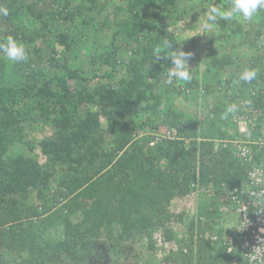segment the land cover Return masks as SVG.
I'll list each match as a JSON object with an SVG mask.
<instances>
[{
    "label": "trees",
    "instance_id": "1",
    "mask_svg": "<svg viewBox=\"0 0 264 264\" xmlns=\"http://www.w3.org/2000/svg\"><path fill=\"white\" fill-rule=\"evenodd\" d=\"M77 1L71 6V0H0V42L12 36L29 53L19 64L0 54V264H118L103 261L104 256L121 253L124 242L144 238L153 248L158 229L162 240L173 238L171 229L161 230L171 221L164 218L172 199L200 188L220 198L223 184L233 187L244 173L243 163L219 142L239 133H223L219 141L208 137L214 135L210 130L202 136L194 118L181 119L172 96L163 111L157 109L155 89L167 80L171 66L164 57L171 49L161 46L168 40L175 47L168 26L187 11V3L121 0L124 4H115L112 15L93 28L94 34L108 30L107 42L96 38L85 64L69 66L64 54L77 46L74 24L87 25L90 1L95 8L94 0ZM222 1L227 0H214ZM261 11L253 19L252 38L242 42L255 44L262 37ZM227 23L218 19L219 30ZM39 41L43 47H37ZM124 51L129 53L123 59ZM120 68L126 75L114 80ZM245 68L256 69V79L242 81L237 73L226 81L245 82L244 87L258 83L257 91L241 100L247 109L261 112L264 64L250 61ZM193 85L194 77L186 82ZM202 86L210 85L203 81ZM147 112L153 115L140 119ZM36 118L51 129L39 142L43 163L36 156L9 153L14 143L29 145L26 137ZM159 126L169 127L170 135H154ZM260 155H254L256 163ZM182 216L170 214L176 221ZM200 230L201 224L190 221L194 251L189 247L179 264H231L234 253L226 251L224 238L231 230L225 228L216 239L203 237Z\"/></svg>",
    "mask_w": 264,
    "mask_h": 264
},
{
    "label": "rangeland",
    "instance_id": "2",
    "mask_svg": "<svg viewBox=\"0 0 264 264\" xmlns=\"http://www.w3.org/2000/svg\"><path fill=\"white\" fill-rule=\"evenodd\" d=\"M71 6L75 5L78 1L71 0ZM94 4L88 1L92 8L86 13L89 15V23L83 25L76 21L74 24L77 30V43L76 48H73L72 52L65 53L67 57L66 61L69 66H74L77 63H84L88 59L90 47L98 38L101 43L107 42L108 30L96 31L93 33V28L100 25L103 21L104 15H112L111 8L116 4L122 6L124 3L121 0H94ZM179 6L187 3V11L179 19L172 22L168 26V31H171L175 40V47L185 52L192 53L188 60L191 67V73L194 79L197 80V85L191 87L186 86V82L174 80L172 84H168L166 81H160L155 91L160 95L159 104L157 106L158 111H163L161 108L166 100H173L175 109L182 113L181 119L185 116L192 117L196 120L195 126L200 130L202 136L207 135V131L210 130L214 135L208 137L215 139L213 141H219L224 137L222 134L229 136L235 132L239 133V123L247 111L245 104H242V97L249 95L250 92L258 89V83H253L244 87L245 82H227L230 74H237L243 71L250 61L260 62L264 64V30L262 31V37L257 38L255 44L249 42H242L244 37L252 38L253 35V20L244 21L237 17L235 20H228L226 28L220 31L218 25L214 26L211 31L205 30L201 26L205 14L208 11L209 6L215 5L227 9L230 6L231 0L225 2H214V0H178ZM183 2V3H182ZM98 3L102 5L101 13H98ZM104 3V4H103ZM261 19L264 20V10L261 11ZM233 21V22H232ZM250 23V24H249ZM61 25V22L59 23ZM252 24V25H251ZM230 25V26H228ZM113 29V27H111ZM110 28V29H111ZM238 30L239 32L234 34L232 31ZM229 40H222V37ZM196 40L195 45L192 44V40ZM91 43V44H90ZM43 42L39 41L37 47H43ZM64 49V47H62ZM126 49L129 47L125 46ZM47 51L48 48L44 47ZM60 50V49H59ZM128 51L123 52L122 58L124 59L128 55ZM228 62H224V60ZM62 62V59L59 63ZM85 64V63H84ZM126 75L123 68L115 73L114 80L120 76ZM206 81L210 86L205 88L202 86V82ZM244 83V84H243ZM258 84V85H257ZM264 84V83H263ZM248 88V89H247ZM172 92V93H171ZM242 92L243 96H239ZM171 93V94H170ZM174 93V94H173ZM241 94V95H242ZM251 95V94H250ZM172 96L171 99L167 97ZM235 104L237 110L230 114L227 119H222V113L225 112L228 106ZM92 109V107H91ZM153 115L148 112L143 114L140 119L147 118V116ZM162 117V116H161ZM164 118V117H162ZM160 118V119H162ZM102 127L105 125V120L100 117ZM242 126V124L240 125ZM156 136H167L169 134V127L159 126ZM148 129H146L147 131ZM217 130V132H216ZM51 132L48 124L42 122L39 119H35L30 130L28 131L29 145H21L14 143L10 146L9 153H23L24 155H32L38 157L39 163L44 162V157L40 152L39 142L42 137L49 135ZM209 133V132H208ZM206 137V136H205ZM187 143V141L185 140ZM211 187L210 185L207 186ZM201 189V188H200ZM203 189V188H202ZM29 195L28 203L32 202ZM219 201L213 196L208 189L197 190L192 189L183 197H176L171 200L167 207L168 216L171 221H166L161 230L171 229L173 232V238L162 240L160 229L156 230L152 234L153 248L148 247L144 238H134L133 242L122 243V252H111L104 256L103 261L115 260V263L124 264H179L180 258H184L185 254L189 252L193 253L194 245L192 238H190L187 231L190 227V221H194L195 224H201V230L203 237L221 236L225 231V228L230 227V222L234 225L235 214L228 213L225 215L218 211ZM183 213L182 221L172 220L170 214ZM199 214V216H198ZM209 227V229H208ZM60 232V231H59ZM59 232H52L53 236H58ZM194 238V237H193ZM191 244V245H190ZM191 248L188 252V248ZM189 248V249H190ZM184 254V255H183ZM4 256L10 257V254L4 252ZM169 257H173V260ZM167 258V260H166ZM190 264H194L193 262Z\"/></svg>",
    "mask_w": 264,
    "mask_h": 264
},
{
    "label": "built area",
    "instance_id": "3",
    "mask_svg": "<svg viewBox=\"0 0 264 264\" xmlns=\"http://www.w3.org/2000/svg\"><path fill=\"white\" fill-rule=\"evenodd\" d=\"M248 125L254 128L253 132L247 130ZM238 131L239 136L219 142L243 163L244 173L233 187L223 184L217 208L224 215L232 213L236 217L234 225L230 222L231 234L224 237L226 251L234 253L231 264H264V110L245 111ZM257 153L261 154L258 163L254 161ZM208 191L213 193L210 188Z\"/></svg>",
    "mask_w": 264,
    "mask_h": 264
},
{
    "label": "clouds",
    "instance_id": "4",
    "mask_svg": "<svg viewBox=\"0 0 264 264\" xmlns=\"http://www.w3.org/2000/svg\"><path fill=\"white\" fill-rule=\"evenodd\" d=\"M261 10H264V0H231L230 6L227 9L217 7L213 4L209 6L201 22V26L203 29L211 31L214 29L218 19L232 20L233 18L239 17L244 21H252ZM3 11L7 15V10L4 9ZM161 47L166 50L171 49L168 55L164 56L171 60L166 82L168 84H172L174 80L190 82L193 76L188 60L192 53L173 47V42L168 40H165ZM0 54L15 64L27 62L29 58L25 44L12 36H8L4 42H0ZM159 56H161L160 48H157L155 57ZM257 75L258 71L256 69L245 68L240 72L239 79L242 81H252L256 79ZM236 110L237 106L235 104L228 106L225 112L222 113L221 118L227 119Z\"/></svg>",
    "mask_w": 264,
    "mask_h": 264
}]
</instances>
